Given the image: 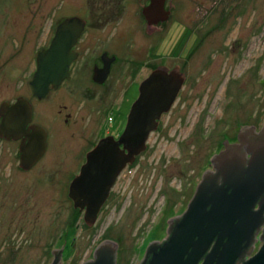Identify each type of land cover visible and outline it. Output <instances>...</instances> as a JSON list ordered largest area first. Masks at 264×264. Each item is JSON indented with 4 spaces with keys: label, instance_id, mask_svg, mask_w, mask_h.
<instances>
[{
    "label": "rangeland",
    "instance_id": "rangeland-1",
    "mask_svg": "<svg viewBox=\"0 0 264 264\" xmlns=\"http://www.w3.org/2000/svg\"><path fill=\"white\" fill-rule=\"evenodd\" d=\"M176 1L182 20L165 26L164 61L180 63L186 81L170 110L162 114L158 129L151 132L147 147L117 182L114 194L91 226L67 198L75 169L66 157L75 152L71 148L84 153L96 137L85 135L76 145L79 132L69 130L66 142H51V158L45 155L30 170L12 172L14 177L3 175L0 264H49L51 249L62 245L65 263L82 264L108 237L117 242L116 264H139L148 243L164 236L167 217L186 209L210 156L222 141L234 137L242 123L263 121L264 0ZM45 3L0 0L4 74L12 78L16 72L19 83L7 87L8 97L26 92L36 53L45 45L44 26L49 15ZM17 4L18 16L13 10ZM86 4L83 0V7ZM188 28V39H176ZM15 54L17 64L12 63ZM141 59L148 62L152 58ZM120 95L114 92L116 98ZM69 100L73 118L80 120L74 94ZM15 149L16 143L0 140L3 169L18 162Z\"/></svg>",
    "mask_w": 264,
    "mask_h": 264
},
{
    "label": "flooded vegetation",
    "instance_id": "flooded-vegetation-1",
    "mask_svg": "<svg viewBox=\"0 0 264 264\" xmlns=\"http://www.w3.org/2000/svg\"><path fill=\"white\" fill-rule=\"evenodd\" d=\"M82 3L83 0H46L45 4L46 8H49V15L44 26L45 45L39 50L50 48L52 41L57 35H60L61 41L64 42L73 37L74 40L68 50L71 55L67 66L68 73L64 74L63 70L61 73L64 75H60L56 82L49 80L43 95L39 96L36 94L32 84L37 68V53L39 50L34 58L31 78L24 88L26 92L24 94L17 93L11 97H8L10 93L5 94V90L9 85L18 87L19 83L16 72L12 78L4 74L3 53L0 45V125L6 122L12 123L10 127L0 131V140L16 143L15 156H17L18 160L16 164L5 165L4 169L3 165L0 164V188L3 183L1 178L3 175L14 177L12 172H17L18 170L28 171L36 166L45 155L51 154V142L55 145L58 141L66 142V135L69 130L72 133L79 132L76 138L78 140L76 145L84 139L85 135L96 137V142L91 148L103 137L111 135L117 138L126 124L127 114L133 99L138 95L140 82L156 67L164 65L171 69L178 66L184 72L186 79L185 70L180 63L175 62L170 65V63L164 61L165 26L171 22L173 23L174 20L179 22L182 20L181 15L177 13L179 11L177 8L180 6L176 0H86V7H83ZM16 6L13 10L17 11L18 16L20 6L19 4ZM150 7H152V11L147 10ZM187 27L190 26L187 25ZM189 31V28L186 29L183 35L181 34L182 36H178L180 38L176 37V39H188ZM14 32L18 33L17 31ZM8 33L9 31L6 30L3 34L8 35ZM2 38L3 35L1 40ZM25 41L29 42V38L27 39L26 37ZM134 52L142 57L133 56L132 53ZM148 56L152 58L150 61H142L141 58ZM166 56L172 57L170 55ZM18 60V54H15L12 63L17 64ZM132 64L134 66L138 65V67H134ZM134 75L135 78H133ZM115 91L121 92L118 98L114 96ZM135 91L136 94L131 99V95ZM71 93L74 94L77 102V113L80 115V120L77 117L73 118L72 111L69 108ZM78 122L79 124H77ZM160 122L161 117L156 129H158ZM79 125L84 128H82L83 132H81ZM251 125L255 126V132L259 133L264 127V119L260 124L242 123L234 137L225 138L224 140H227L228 144L240 143L238 134L241 128ZM5 130L13 131V133L6 134ZM32 139H38L39 142L42 141L44 148L32 164L23 166L21 164L22 151L20 147L21 144L28 143ZM224 140L218 151H215L210 156L208 166L203 170L199 181L195 185L194 193L197 185L202 181L204 172L206 170H216L211 158L214 154H219L221 150L226 149L223 143ZM91 148L81 154H79L80 148H71V152H75L69 153L68 156L66 155L67 163L71 164L75 169L68 182L66 195L72 202L73 208L81 214L84 222L85 208L81 209L74 206V201L69 195V186L74 176L79 172L81 165L85 162L87 152ZM50 154L47 156L51 158ZM77 154L79 155L77 156ZM250 154V152L246 153L247 158L250 157ZM82 155L83 159L81 158ZM130 166L131 163H127L117 175L108 196L97 212L96 219L101 215L112 194H114L117 182L126 176V171ZM258 204L259 202H255L253 209H256ZM183 212H177L167 217L164 236L161 239L153 240L162 241L163 238H166L168 235L167 228L170 223L168 219ZM94 223L88 224L85 222L89 226L94 225ZM263 227L264 223L255 233L256 241L253 243L254 246L248 254H245L244 260L256 254L263 244L264 240L260 239ZM104 239H109V237ZM213 242L214 240L208 250H210ZM147 247H145V250ZM64 248L65 245L62 247L60 258L58 259L60 264H67L62 257ZM52 249L51 253L54 258L55 253L52 252ZM203 260L204 257H201L197 264H202ZM241 263L242 260L238 262V264Z\"/></svg>",
    "mask_w": 264,
    "mask_h": 264
},
{
    "label": "water",
    "instance_id": "water-1",
    "mask_svg": "<svg viewBox=\"0 0 264 264\" xmlns=\"http://www.w3.org/2000/svg\"><path fill=\"white\" fill-rule=\"evenodd\" d=\"M147 10L152 11V7ZM61 39L57 35L50 48L37 53L32 84L39 96L45 93L49 80L56 82L60 75L68 73V50L74 37L67 42ZM184 81L185 74L178 66L153 69L140 82L119 136L103 137L87 152L69 186L74 206L85 208L86 223L96 221L117 175L146 148L149 134L174 104ZM10 125L11 122L1 124L0 131ZM238 138L240 143L228 144L224 140L226 149L211 158L216 170L204 172L184 212L168 219L167 237L150 242L139 264H197L201 257L202 264H238L240 260L241 264H264V242L256 254L244 260L254 246L255 233L264 223V127L257 133L255 126H244ZM20 148L21 164L27 166L39 157L44 145L32 139ZM255 202L259 204L253 209ZM260 239L264 240V227ZM62 247L52 249L55 254L49 264H60ZM116 251L117 242L104 239L82 264H116Z\"/></svg>",
    "mask_w": 264,
    "mask_h": 264
}]
</instances>
